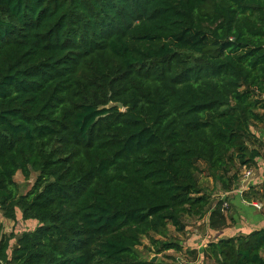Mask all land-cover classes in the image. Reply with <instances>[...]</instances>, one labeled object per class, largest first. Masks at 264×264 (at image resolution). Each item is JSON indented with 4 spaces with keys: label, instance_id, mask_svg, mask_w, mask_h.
<instances>
[{
    "label": "trees",
    "instance_id": "1",
    "mask_svg": "<svg viewBox=\"0 0 264 264\" xmlns=\"http://www.w3.org/2000/svg\"><path fill=\"white\" fill-rule=\"evenodd\" d=\"M262 128L264 0H0V213L38 223L0 224V264H165L144 239L264 264V226L232 202L264 217V187L239 189ZM187 218L214 238L199 252L168 239Z\"/></svg>",
    "mask_w": 264,
    "mask_h": 264
},
{
    "label": "rangeland",
    "instance_id": "2",
    "mask_svg": "<svg viewBox=\"0 0 264 264\" xmlns=\"http://www.w3.org/2000/svg\"><path fill=\"white\" fill-rule=\"evenodd\" d=\"M253 178H254V173L251 176V178L248 181H246L244 184L240 183V181H239V189L242 191L243 186L249 185L248 182H250L251 179H253ZM14 179L18 183V185L21 186L20 192L22 194L27 192L31 188V186L33 185L32 179H30L29 181H24L20 174H17ZM202 181H203L204 185L207 187V189L210 190V192L213 189V193H214L213 197L214 198L219 197V195H220L219 190H218L219 188L213 184V181L211 178H209L207 176L202 177ZM253 203H255V202L248 203V204H249V206H251V204H253ZM248 209L249 210L246 211L248 219L253 224H255V223L257 224L258 216L255 214L261 213L263 211V208L260 211L257 210L255 212H253L255 214H252L250 212L251 211L250 208H248ZM185 223L187 225V228H186L185 232H183L182 234L175 233L172 228H169V233H168V239H170V240L173 239V240L180 242L183 245L185 250H187V251L197 250L199 252L203 249V247H205V244L208 241L214 239L209 234L206 219L200 221V220H197L195 218H187V220H185ZM0 224L2 227V233L5 236H10V237H14L16 235H19L22 232L33 231L38 226V223L36 221H32V220L24 221V220H22L20 211L16 212V218L14 220L5 219L0 213ZM154 238L157 240H166V238L159 237V236H156ZM10 243H11V245H13L15 243V240L12 239L10 241ZM139 251L141 252V255L144 258L154 260V261H160V262H163L165 264H186L185 263L186 260L191 262L190 257L182 254L184 252L176 253L173 251H167V252H163V253L157 254V255L154 254L153 247L151 246V244L149 243V241L147 239L142 240V244L139 247Z\"/></svg>",
    "mask_w": 264,
    "mask_h": 264
},
{
    "label": "crops",
    "instance_id": "3",
    "mask_svg": "<svg viewBox=\"0 0 264 264\" xmlns=\"http://www.w3.org/2000/svg\"><path fill=\"white\" fill-rule=\"evenodd\" d=\"M258 137L262 140L263 144H264V128H262L260 131H258ZM259 165V169H258V174L254 173V178L251 179L249 183V185L247 186H243V189L242 190H247L248 188L250 189L251 187H253L254 189H260L262 187H264V159L261 160V162L258 163ZM232 202L236 204L238 210H235L236 212V224L237 225H240L242 223H245L247 221L243 220L245 217L248 218L247 216V209L245 208L244 206V203L239 201L238 198H232ZM260 204V203H258ZM252 214H253V211H250ZM239 216V217H238ZM252 223V222H250ZM253 224V223H252ZM253 225H258V228L259 227H262L264 226V217L261 216L259 213H258V222L257 224H253ZM236 229V228H235ZM236 232H231L229 233V235H234ZM221 235H225V234H220L218 235V237H220Z\"/></svg>",
    "mask_w": 264,
    "mask_h": 264
},
{
    "label": "built area",
    "instance_id": "4",
    "mask_svg": "<svg viewBox=\"0 0 264 264\" xmlns=\"http://www.w3.org/2000/svg\"><path fill=\"white\" fill-rule=\"evenodd\" d=\"M252 175H253L252 171H245L243 173V175H242V181H241V183L244 184L246 181H248L251 178ZM254 206L257 207V209L260 208V206L257 205V204H255Z\"/></svg>",
    "mask_w": 264,
    "mask_h": 264
},
{
    "label": "water",
    "instance_id": "5",
    "mask_svg": "<svg viewBox=\"0 0 264 264\" xmlns=\"http://www.w3.org/2000/svg\"><path fill=\"white\" fill-rule=\"evenodd\" d=\"M116 106L118 107L119 110H122V105L121 104H116Z\"/></svg>",
    "mask_w": 264,
    "mask_h": 264
}]
</instances>
